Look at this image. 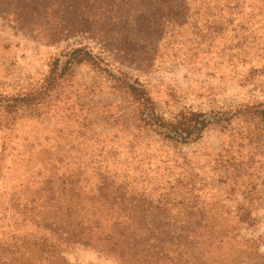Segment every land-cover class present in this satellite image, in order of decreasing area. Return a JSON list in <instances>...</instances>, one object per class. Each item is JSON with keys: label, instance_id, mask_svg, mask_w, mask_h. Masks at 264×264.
<instances>
[{"label": "rangeland", "instance_id": "rangeland-1", "mask_svg": "<svg viewBox=\"0 0 264 264\" xmlns=\"http://www.w3.org/2000/svg\"><path fill=\"white\" fill-rule=\"evenodd\" d=\"M127 1L64 0L63 8L52 10L65 20L64 28L55 35L57 43H50L52 32L47 29L55 27L47 17L51 7L44 9L42 0H0V264H118L82 247L43 248L40 255L19 250L24 236L38 243L46 238L45 224L24 208L26 198L39 189L36 182L93 165L96 149L92 140L82 139L89 136L87 128L102 140L120 139L123 127L133 134L138 124L131 120L129 100L117 83L79 58L68 64L63 79L42 105L2 108L10 98L30 93L37 96L54 60L59 59L60 73L69 59V49L79 46L72 42L84 39L83 44L92 47L96 43L94 51L104 53V61L111 65L108 69L115 73L117 67L138 78L156 111L167 119L186 110L208 112L264 103V0H239L238 14L232 16L190 12L183 33L162 40L155 56L149 53L150 47L133 49L135 61L129 66L117 63L125 52L118 42L134 19V12L128 15L125 10ZM206 16L213 20L222 16L220 21L225 22L215 25L219 34L213 43L197 48L192 29L204 24L194 25L193 20ZM73 28L76 38L68 39ZM124 113L128 124L120 123ZM250 122L246 127L234 123L226 130L210 127L190 146L158 147L170 156L190 160L207 182L214 180L211 192L219 190L216 197L227 204L243 202L250 192L247 198L256 225L243 230L242 236L263 239L259 252L264 255V132L258 122ZM53 155L62 157V162L50 169L44 163ZM219 155H225L237 170L239 190L215 181L225 177L211 162ZM144 169L153 171L155 167ZM14 192L21 196L11 200Z\"/></svg>", "mask_w": 264, "mask_h": 264}, {"label": "trees", "instance_id": "trees-1", "mask_svg": "<svg viewBox=\"0 0 264 264\" xmlns=\"http://www.w3.org/2000/svg\"><path fill=\"white\" fill-rule=\"evenodd\" d=\"M42 1L44 9L51 7L47 17L55 25L47 29L52 32L48 41L57 43L55 35L61 34L65 20L57 18L58 12L52 10L63 8L64 0ZM126 3L129 6L125 10L128 15L134 12V19L132 26L124 28L125 33L118 42L125 52L117 63L127 66L135 61L133 49L142 51L150 47L151 56L157 55L162 40L182 32L189 24L190 12L232 16L238 14L236 9L241 5L239 0H128ZM221 18L213 20L206 16L200 21L193 20L194 25L204 24L196 31L192 29L197 48L213 43L219 34L215 33V25L225 22ZM73 31L74 28L69 31L68 39L76 38ZM83 40L72 42L79 46L69 49V59L60 73H57L59 59L54 60L48 76L36 91L37 96L30 93L10 98L2 108L14 110L42 105L63 79L68 64L79 58L117 83L129 100L130 115L134 118L131 120L138 124L133 134L123 127L120 139L105 136L108 139L102 140L87 128L89 136L83 135L82 139L92 140L96 149L91 159L93 165L85 170L77 168L70 175L64 173L56 178L50 175L36 182L39 189L26 198L24 208L28 215L45 224L46 238L38 243L31 236H24L19 250L40 255L43 248L82 247L118 264H264V255L259 252L263 239L242 236L243 230L256 225L251 201L247 198L250 192L243 202L227 204L216 197L219 190L211 192L213 179L207 182L186 157L170 156L158 147L159 144L190 146L208 128L226 130L234 123L246 127L255 121L264 132V103L208 112L186 110L167 119L156 111L138 78L117 67L115 73L111 72L104 53L94 51L96 43L92 47L83 44ZM127 118L124 113L120 123L128 124ZM153 136L158 139L154 140ZM217 158L211 162L215 169L224 171L225 177L215 181L232 191L239 190L234 165L225 155ZM61 162L62 157L53 155L44 164L52 169ZM150 165L155 167L153 171L144 169ZM20 194L14 192L11 200Z\"/></svg>", "mask_w": 264, "mask_h": 264}]
</instances>
